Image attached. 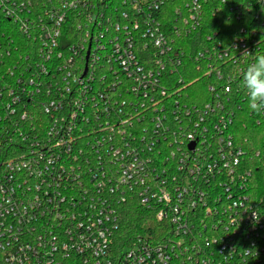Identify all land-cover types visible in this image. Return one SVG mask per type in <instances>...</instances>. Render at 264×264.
<instances>
[{"label":"built area","instance_id":"obj_1","mask_svg":"<svg viewBox=\"0 0 264 264\" xmlns=\"http://www.w3.org/2000/svg\"><path fill=\"white\" fill-rule=\"evenodd\" d=\"M261 22L264 0H0V264H264V110L239 136ZM131 201L156 224L122 243Z\"/></svg>","mask_w":264,"mask_h":264},{"label":"trees","instance_id":"obj_2","mask_svg":"<svg viewBox=\"0 0 264 264\" xmlns=\"http://www.w3.org/2000/svg\"><path fill=\"white\" fill-rule=\"evenodd\" d=\"M243 14H246V12ZM228 17L224 16L222 13L217 18H212L209 14L206 16V22H210L206 29H221L227 27ZM231 24L234 25L236 22ZM255 22L257 21L255 18L253 19ZM261 21L263 19L261 18ZM262 23V22H261ZM256 27L260 26L261 24L259 22H256ZM262 28L259 30V37L258 42H262V45L264 47V23H262ZM203 33L201 31L200 33H193V35L190 38H187V41L191 44L193 43L194 39L193 37H199ZM188 52L190 54L194 53L193 49L189 48ZM261 54H264L263 52ZM260 54V55H261ZM197 75L192 76L194 79ZM193 85V92L198 93V88L200 87V83H196V81L192 82ZM248 102L244 103L243 111L244 113L239 118V123L241 124L240 130H239V136L241 140H244V138H247L248 144L251 146H258L262 140H263V130L262 126L258 124L257 120L254 119L252 113L247 109ZM247 109V110H246ZM256 115V113H255ZM244 123V125H243ZM239 124V126H240ZM258 161V159H255V162ZM254 175H255V183L258 185V187L264 192V167L260 165H256L254 167ZM156 224V219L148 212L146 211L137 201H131L126 203L125 206L121 209V219H120V229L118 231V237L119 242H128V240L137 233H144L147 226L149 224Z\"/></svg>","mask_w":264,"mask_h":264},{"label":"clouds","instance_id":"obj_3","mask_svg":"<svg viewBox=\"0 0 264 264\" xmlns=\"http://www.w3.org/2000/svg\"><path fill=\"white\" fill-rule=\"evenodd\" d=\"M248 107L254 112L264 110V54L257 55L242 73Z\"/></svg>","mask_w":264,"mask_h":264}]
</instances>
